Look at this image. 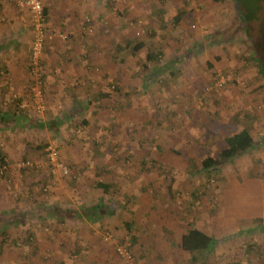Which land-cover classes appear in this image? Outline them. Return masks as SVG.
<instances>
[{
  "label": "rangeland",
  "instance_id": "rangeland-1",
  "mask_svg": "<svg viewBox=\"0 0 264 264\" xmlns=\"http://www.w3.org/2000/svg\"><path fill=\"white\" fill-rule=\"evenodd\" d=\"M7 1L30 26L29 12ZM111 1L84 14L93 32L80 37L89 55L81 59L86 87L74 114L61 120L63 101L45 95L35 112L28 89L25 112L0 99L7 117L0 120V264H128L115 250L125 244L132 264H195L179 247L190 227L220 239L204 264H264L262 220L212 223L219 197L235 185L222 218L264 214V78L234 3ZM150 42L161 55L145 68ZM219 74L233 78L216 86ZM234 120L247 126L255 147L218 173L199 170L202 158L224 148ZM48 147L70 176L50 165ZM97 182L110 184L108 191Z\"/></svg>",
  "mask_w": 264,
  "mask_h": 264
},
{
  "label": "crops",
  "instance_id": "crops-1",
  "mask_svg": "<svg viewBox=\"0 0 264 264\" xmlns=\"http://www.w3.org/2000/svg\"><path fill=\"white\" fill-rule=\"evenodd\" d=\"M108 2L112 3L111 0H42L46 12L47 30L54 35L45 40L40 61L45 70L41 85L42 90H44L43 93L49 101L51 99L63 101L64 111L61 120H66V115L75 113L78 108L73 104H79L77 98L80 95V90H85L86 87L83 68L85 65L81 59L87 55V52L81 39L84 36L80 33L84 14L92 15L94 12L97 14L98 6L100 8L105 7L109 4ZM159 8L156 5L157 13L161 11ZM100 14L102 15V13ZM22 22L23 16L19 14L16 7L13 6V9L10 10L8 1L0 0V99H2L3 104H7L9 110L25 112L26 106L19 107V102H22L25 96L28 97L27 86L29 87L28 83L32 82L27 67L31 33L30 26L23 25ZM25 26L29 28L28 33L25 31ZM59 33L65 34V39L58 37L57 34ZM93 38L99 37H92L94 42ZM100 49L102 50L101 44ZM94 62V65L104 66L102 63L98 64L97 59ZM82 83H84L83 86H81ZM17 120H20L19 117ZM261 173L264 176V171ZM230 179L231 183L235 182L232 175ZM230 185L232 186V184ZM235 187L236 185L224 190L223 195L219 197L220 204H218L217 210L220 213L216 212L213 215L212 223L225 220L227 225L230 222H235L238 227H243V225L252 223L255 218L264 222V214L257 212V215L251 212L249 214L237 213L233 219L222 218V211L226 212L227 195L233 193H230L229 190L235 191ZM199 230L206 234L212 233L211 229H207L208 232L202 228ZM209 235L211 236V234Z\"/></svg>",
  "mask_w": 264,
  "mask_h": 264
},
{
  "label": "trees",
  "instance_id": "trees-1",
  "mask_svg": "<svg viewBox=\"0 0 264 264\" xmlns=\"http://www.w3.org/2000/svg\"><path fill=\"white\" fill-rule=\"evenodd\" d=\"M163 1V0H160ZM235 5V18L240 24V30L242 31L243 38L247 43L248 50L254 58L257 69L259 70L260 75L264 78V0H232ZM113 3V2H112ZM43 5V3H42ZM152 10L156 13V4H152ZM43 14L45 15V22L47 28V18L44 6L42 7ZM163 12V11H160ZM182 13H178L174 17L175 23L180 19ZM31 22V19H30ZM83 24V21L81 25ZM81 27V26H80ZM93 32V31H92ZM91 32V33H92ZM30 33L32 40V27L30 24ZM47 33L48 30H47ZM90 33V34H91ZM82 34V33H81ZM90 34L83 33V36H89ZM127 45H130L129 40L126 41ZM143 43H137L133 45V50H138L142 47ZM30 48V45H29ZM157 55H161L160 49L152 42L146 48V53L144 54V63L143 66L147 68V62L154 61L157 58ZM29 57V52H28ZM41 61V58H40ZM146 62V63H145ZM29 63V60H28ZM30 69V64H28ZM41 70H43L42 62L40 64ZM153 70V71H152ZM155 72L152 68L150 74ZM152 75V74H151ZM41 90L42 85L40 84ZM44 95V94H43ZM9 114V112L7 113ZM15 114V113H13ZM0 120L4 121L7 119L4 114H0ZM234 125L236 130L229 133L224 137L225 146L218 153L217 156L206 155L200 161L199 170L207 173H218L221 166L232 161V159L250 152L255 147V141L252 137L249 129L243 123H240L238 120H234ZM3 158L0 155V164H3ZM70 176L69 173L64 174ZM97 187L102 188L106 193L110 187V184L104 182H97ZM97 206L93 205L88 208L87 212H91L93 209H96ZM99 214V213H98ZM259 218L253 219V223L261 222ZM127 229L130 230V226L127 225ZM264 229V226L262 227ZM30 235L26 236V239ZM135 237H131V241H134ZM220 241L209 234L202 232L201 230L190 227L184 234L181 235L179 241V247L184 251H187L190 254V261L192 263L198 264L199 258H201V264H204L205 258L213 247Z\"/></svg>",
  "mask_w": 264,
  "mask_h": 264
},
{
  "label": "built area",
  "instance_id": "built-area-1",
  "mask_svg": "<svg viewBox=\"0 0 264 264\" xmlns=\"http://www.w3.org/2000/svg\"><path fill=\"white\" fill-rule=\"evenodd\" d=\"M16 5L19 9H25L29 12L31 17V27H32V40L29 48V64H30V73L32 76V82L29 84L28 92L33 99V108L35 112H41L44 108V95L41 91V79L43 75V70L40 67V58L44 50L45 40L49 36H53L54 33H47L45 15L42 10V0H16ZM93 28L91 25V20L88 15H85L83 18V24L80 27V33L90 34ZM58 37L65 39L66 35L63 33L57 34ZM233 77H230L229 74H219L216 78V86H221L224 83L231 81ZM238 81V80H237ZM19 107H24L22 102H19ZM47 156L50 160V165L59 166L62 171V174L68 173V168L63 164H54L56 161L57 151L48 147ZM110 235L106 234L105 239H109ZM117 254L125 260L128 264H132L133 256L127 244L117 245L115 248Z\"/></svg>",
  "mask_w": 264,
  "mask_h": 264
}]
</instances>
